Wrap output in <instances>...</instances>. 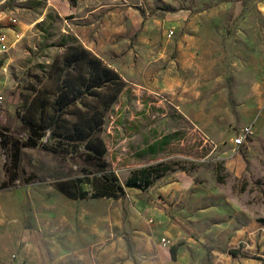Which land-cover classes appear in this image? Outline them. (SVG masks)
I'll return each mask as SVG.
<instances>
[{
    "label": "rangeland",
    "instance_id": "1",
    "mask_svg": "<svg viewBox=\"0 0 264 264\" xmlns=\"http://www.w3.org/2000/svg\"><path fill=\"white\" fill-rule=\"evenodd\" d=\"M0 33V133L26 137L23 120L54 112L63 78L51 66L76 40L126 83L104 116L106 158L124 186L141 170L152 181L93 198L76 147L47 132L58 153L23 149L17 187H3L0 138V264H86L112 225L154 209L224 246L264 227V0H0ZM245 127L253 136L237 148ZM81 178L85 199L58 189Z\"/></svg>",
    "mask_w": 264,
    "mask_h": 264
},
{
    "label": "trees",
    "instance_id": "2",
    "mask_svg": "<svg viewBox=\"0 0 264 264\" xmlns=\"http://www.w3.org/2000/svg\"><path fill=\"white\" fill-rule=\"evenodd\" d=\"M75 42V46H69L63 56V66L57 62L51 66L53 74L63 78L62 85L57 87L59 93L54 103V112L47 118L40 114L39 118L23 120L22 128L27 133L26 137H13L8 132L0 133L1 146L9 152L11 159L5 166L7 180L3 187H17L15 183L21 176L23 149L40 147L58 153L57 148L42 141L47 132H50L55 138L63 140L59 142L60 146L69 141L76 147L73 155L75 165L81 171L92 173L88 180L92 194L80 186L85 183L86 178L59 184L60 192L69 199H85L89 194L93 198L117 199L126 194V187L150 186L151 174L141 170L138 172L139 178H130L124 186L112 169L106 158L107 146L102 137L104 116L117 104L126 83L101 58L83 48L76 40ZM87 98L95 99V104L86 101ZM79 105L85 110L82 111ZM70 107L75 108L73 121L63 126L65 121L61 117ZM61 130H64V134H61ZM171 251L175 259L176 248L173 247ZM230 253L237 255L235 251Z\"/></svg>",
    "mask_w": 264,
    "mask_h": 264
},
{
    "label": "crops",
    "instance_id": "3",
    "mask_svg": "<svg viewBox=\"0 0 264 264\" xmlns=\"http://www.w3.org/2000/svg\"><path fill=\"white\" fill-rule=\"evenodd\" d=\"M175 177L181 180V174ZM191 181L183 176L184 185ZM178 185L184 190L180 182ZM146 217H154L155 223L148 224ZM111 227L114 233L106 236L109 240L87 258L86 264H264V227L257 224L238 229L228 251L222 250L219 240L198 237L189 224L168 219L160 209L147 211L133 223ZM163 237L171 239L173 246L162 244Z\"/></svg>",
    "mask_w": 264,
    "mask_h": 264
},
{
    "label": "built area",
    "instance_id": "4",
    "mask_svg": "<svg viewBox=\"0 0 264 264\" xmlns=\"http://www.w3.org/2000/svg\"><path fill=\"white\" fill-rule=\"evenodd\" d=\"M12 23H16V20H12ZM0 45H2L1 47H2L3 51H8L9 45H8L7 37L2 33H0ZM0 99H2L1 96H0ZM252 136H253L252 127L242 128L239 131V133L237 134V136H235V138L233 140V145L238 148V147L242 146ZM161 243L162 244L164 243V245L168 246V247L173 246L171 239L166 238V237H163L161 239Z\"/></svg>",
    "mask_w": 264,
    "mask_h": 264
}]
</instances>
